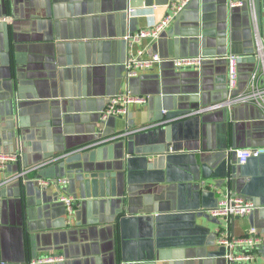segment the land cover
Returning a JSON list of instances; mask_svg holds the SVG:
<instances>
[{"label": "crops", "instance_id": "0c3cea01", "mask_svg": "<svg viewBox=\"0 0 264 264\" xmlns=\"http://www.w3.org/2000/svg\"><path fill=\"white\" fill-rule=\"evenodd\" d=\"M256 6L264 44V0H256ZM168 7L135 10L129 0H0V153L22 155L21 163L0 173V184L62 155L66 160L80 157L72 164L76 167L113 166L116 142L94 143L157 125L163 112L175 115L170 121L201 119L204 157L226 155L233 143L237 149H264V113L257 106L183 118L226 100V52L243 57L240 85H246L254 67L251 57L255 58L250 11L231 9L229 0H191L182 17L157 40L137 42L134 37L161 22L170 13ZM140 50L146 56L158 54L162 62L128 80L125 64ZM198 57L206 59L200 68L178 69L171 62ZM14 78L20 101L37 97V105L17 110L16 98L8 100ZM124 92L143 96L147 103L132 105L125 117L104 121L109 99ZM18 130L21 139L14 138ZM42 170L25 182L0 187V264H31L49 255L62 256V264H232L222 254L220 235L239 238L253 227L260 239L252 264H264V205L257 200H248L257 204L253 216L201 218L198 225L211 232L179 237L176 241L184 243L163 250L159 259L124 262L115 228L119 209L156 210L165 205L162 190L134 187L126 194L120 188L117 198L100 200L74 194L77 201L69 216L66 206L55 202L65 193L55 185L47 189L38 185L36 177ZM259 187L264 190L263 184ZM68 193L75 197L69 185ZM220 196L222 201L233 195Z\"/></svg>", "mask_w": 264, "mask_h": 264}, {"label": "water", "instance_id": "95a60500", "mask_svg": "<svg viewBox=\"0 0 264 264\" xmlns=\"http://www.w3.org/2000/svg\"><path fill=\"white\" fill-rule=\"evenodd\" d=\"M170 2L171 0H129V7L137 10L168 6ZM231 9L248 10V7ZM183 12L174 20L180 19ZM227 54L228 52L224 55ZM251 60L255 66L256 59L251 57ZM253 70L254 67L249 78ZM247 83L241 84L235 93L244 90ZM11 88L8 100L16 98L17 101H14L17 110L38 104L37 97L34 101H20L22 98L17 79H12ZM174 116L173 113H165L161 117L162 122L157 125L122 133L123 136L116 141L117 152L113 166L104 163L103 167L89 168L81 163L76 167L72 164L80 157L68 160L64 158L57 165L42 170L37 177L66 178L67 186H57L59 191L67 194L69 185L71 194H78L84 200L117 198L120 188L126 194L132 193L134 187H138L139 191L152 192H159L161 189L166 196L165 205L156 210L143 209L140 213H132L128 208L119 209L115 228L124 262L136 258L159 259L163 250L184 243L176 241L179 237L211 232L198 225V220L211 219L208 212L218 207L221 194L239 195L264 205V190L259 187L260 184L264 185V154L239 165L235 152L237 147L233 143L231 151L226 155L204 157L201 148V119L195 117L170 121ZM15 137L21 139L20 130L15 132ZM67 195L70 196L69 193ZM59 198L60 195L55 202L63 204L59 202ZM76 201L77 198L74 208ZM221 251L224 256L226 248L222 247Z\"/></svg>", "mask_w": 264, "mask_h": 264}, {"label": "built area", "instance_id": "2783aa9c", "mask_svg": "<svg viewBox=\"0 0 264 264\" xmlns=\"http://www.w3.org/2000/svg\"><path fill=\"white\" fill-rule=\"evenodd\" d=\"M191 0H171L168 5L170 13L156 24L154 27L140 31L134 39L139 42L143 39L157 40L161 33L174 21L175 17L184 10ZM230 8L248 7L253 20V32L255 38V58L256 64L251 73L247 86L241 92L235 93L240 85V63L242 56L228 53L224 56L227 66V97L226 100L207 107L199 109L197 112L188 114L183 118L199 116L203 113L212 112L220 109L230 110L235 107H243L246 105H254L262 109L264 113V44L260 36L259 22L256 17V0H229ZM128 39V38H126ZM205 58H177L172 59L175 68H200ZM162 62V58L158 54L146 56L143 50H140L137 55H132L125 64L126 79H132L145 71H150L156 65ZM147 98L143 96H135L131 92L119 93L111 97L108 101L106 109L102 113V118L105 121L111 117H125L130 112L132 105H145ZM165 114V112H163ZM124 134V133H123ZM123 134L107 137L94 143L93 146H100L111 142H116ZM236 159L239 165H244L252 157H258L264 154V149H236ZM67 155H62L53 158L37 165L28 170H21L18 174L11 176L9 179L0 184V187L7 183H14L28 180L29 175L36 174L40 170L50 165H56L61 162ZM22 161V155L16 153H0V173L6 170L7 166L19 164ZM38 185L47 189L51 185L61 186L65 188L68 184L66 178H37ZM75 198L67 194L60 197V202L66 206L67 214L70 216L74 211ZM257 209V206L251 201L246 200L241 196H228L219 202L215 209H211L208 213L211 217L220 220H229L232 218H245L251 216ZM258 231L255 227L251 228L246 236L239 238H229L226 234H221L219 237V245L226 248L225 259L232 264H252L257 260L256 246L259 244ZM241 251L245 250L244 252ZM64 258L59 255H49L32 261L31 264H56L64 262Z\"/></svg>", "mask_w": 264, "mask_h": 264}]
</instances>
